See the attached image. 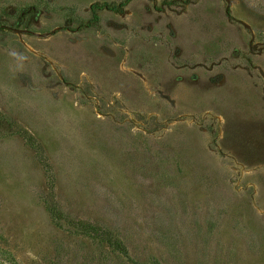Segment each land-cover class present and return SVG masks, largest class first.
<instances>
[{
	"label": "rangeland",
	"instance_id": "374dc122",
	"mask_svg": "<svg viewBox=\"0 0 264 264\" xmlns=\"http://www.w3.org/2000/svg\"><path fill=\"white\" fill-rule=\"evenodd\" d=\"M119 1L0 0V264H264V0Z\"/></svg>",
	"mask_w": 264,
	"mask_h": 264
},
{
	"label": "trees",
	"instance_id": "16d2710c",
	"mask_svg": "<svg viewBox=\"0 0 264 264\" xmlns=\"http://www.w3.org/2000/svg\"><path fill=\"white\" fill-rule=\"evenodd\" d=\"M130 0H122L119 2H95L90 6V11L92 13L91 19L89 23H94L98 20V11L106 9L112 12L122 13L125 10V7L129 3ZM4 26L0 23V30H3ZM27 142L28 144L34 149V151L39 155V162L43 166L46 174V179L48 183V196L44 199V204L52 216V218L56 221L57 224H62V220H64L69 226H71L75 232L86 234L89 237L105 242L110 245L112 248L120 252L121 254L127 256V247L123 243V241L109 228L100 225L99 223L92 222L89 220L84 219H75V218H68L66 217L58 203L55 199V182H54V175L52 172V166L49 162L47 156L44 154V150L39 142L35 139V137L24 128H20L18 132ZM133 264H139L137 262H133ZM154 264V263H149ZM158 264V263H157Z\"/></svg>",
	"mask_w": 264,
	"mask_h": 264
}]
</instances>
